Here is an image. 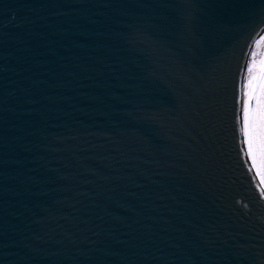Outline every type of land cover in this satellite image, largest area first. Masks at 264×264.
<instances>
[{
	"label": "water",
	"instance_id": "1",
	"mask_svg": "<svg viewBox=\"0 0 264 264\" xmlns=\"http://www.w3.org/2000/svg\"><path fill=\"white\" fill-rule=\"evenodd\" d=\"M262 29L264 0H0V264H264Z\"/></svg>",
	"mask_w": 264,
	"mask_h": 264
},
{
	"label": "snow or ice",
	"instance_id": "2",
	"mask_svg": "<svg viewBox=\"0 0 264 264\" xmlns=\"http://www.w3.org/2000/svg\"><path fill=\"white\" fill-rule=\"evenodd\" d=\"M250 47L252 50L247 53L248 63L244 66L240 86L243 102L237 97V103L241 104L237 119L242 124L245 139L241 152H247L248 163L252 165L250 171L254 170L260 183L264 184V35H259Z\"/></svg>",
	"mask_w": 264,
	"mask_h": 264
}]
</instances>
